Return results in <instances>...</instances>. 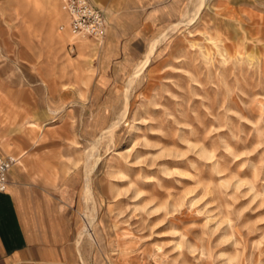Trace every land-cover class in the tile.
<instances>
[{"label":"rangeland","instance_id":"374dc122","mask_svg":"<svg viewBox=\"0 0 264 264\" xmlns=\"http://www.w3.org/2000/svg\"><path fill=\"white\" fill-rule=\"evenodd\" d=\"M134 2L143 46L115 67L60 0H0V154L78 180L89 264H264V0Z\"/></svg>","mask_w":264,"mask_h":264},{"label":"crops","instance_id":"0c3cea01","mask_svg":"<svg viewBox=\"0 0 264 264\" xmlns=\"http://www.w3.org/2000/svg\"><path fill=\"white\" fill-rule=\"evenodd\" d=\"M90 1L103 9L108 19L107 33L102 41L104 63L115 67L131 66L135 60L131 52L143 46L141 23L145 15L138 11L143 7L134 0ZM162 34L149 43L144 57ZM141 60L133 66V71ZM26 125L31 129L37 127L35 122ZM0 148H3L2 141ZM25 154L22 152L17 157V164L8 174V189L0 193V264H89L91 261L83 259L81 253L85 218L83 221L81 216L84 224L76 237L79 220L64 206L74 201L75 196L71 194L78 180L71 178L60 185L66 186L60 193L47 191L25 173L22 161ZM85 184L82 194L86 203Z\"/></svg>","mask_w":264,"mask_h":264},{"label":"built area","instance_id":"2783aa9c","mask_svg":"<svg viewBox=\"0 0 264 264\" xmlns=\"http://www.w3.org/2000/svg\"><path fill=\"white\" fill-rule=\"evenodd\" d=\"M60 5L66 17V30L74 40L103 41L108 28L103 9L96 7L90 0H60ZM60 29L64 30V27ZM68 51H74L73 44L68 46ZM17 161V157L0 155V193L7 191L8 174Z\"/></svg>","mask_w":264,"mask_h":264},{"label":"bare ground","instance_id":"6f19581e","mask_svg":"<svg viewBox=\"0 0 264 264\" xmlns=\"http://www.w3.org/2000/svg\"><path fill=\"white\" fill-rule=\"evenodd\" d=\"M199 4V3H198ZM195 6V5H194ZM197 8H198V6H197ZM196 8V9H197ZM189 9H190V7H189ZM189 11V10H188ZM191 11V10H190ZM196 10L194 9V12H195ZM192 12H193V10H192ZM190 16V15H189ZM191 17H192V15H191ZM190 19V18H189ZM188 19V20H189ZM192 19V18H191ZM190 19V20H191ZM188 20L186 21L187 23H188ZM185 21V20H184ZM186 22H184V24L186 23ZM162 39H164V37L163 38H161V40ZM102 42V41H101ZM101 42H99V43H101ZM162 42V41H161ZM160 44V43H159ZM149 55H152V54H147L146 56H145V58L138 64V66L136 67V69H135V71L136 72H138V71H140L141 69H142V66L144 65V63H145V60L149 57ZM150 59V58H149ZM127 91H129L128 89H127ZM121 116V114L119 115V117ZM122 118V117H121ZM117 123V122H116ZM113 128V127H112ZM109 133H110V130L107 132V134L109 135ZM106 134V135H107ZM102 139V136H100L99 138H98V141L99 140H101ZM93 155V154H92ZM18 159V158H17ZM18 162V161H17ZM87 185V177H86V184H85V186ZM89 189H90V187H89ZM85 191V190H84ZM84 221V220H83ZM92 221V220H91ZM91 226H92V224L91 223H89L88 224V226H87V228L84 230V234L83 235H85V234H87V233H91V230H90V228H91Z\"/></svg>","mask_w":264,"mask_h":264}]
</instances>
